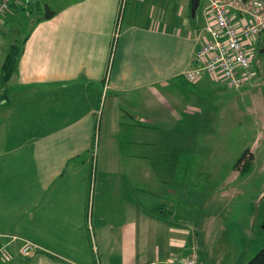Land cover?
<instances>
[{
  "label": "crops",
  "instance_id": "obj_1",
  "mask_svg": "<svg viewBox=\"0 0 264 264\" xmlns=\"http://www.w3.org/2000/svg\"><path fill=\"white\" fill-rule=\"evenodd\" d=\"M51 1L59 6L36 24L10 91L0 92L5 119L50 113L34 122L38 132L0 151V235L40 249L26 258L18 242L0 264H181L194 238L167 219L163 200L178 195L169 181L186 176L190 161L186 113L202 112L193 106L214 81L173 86L194 64L207 3L201 26L191 21L193 0Z\"/></svg>",
  "mask_w": 264,
  "mask_h": 264
},
{
  "label": "rangeland",
  "instance_id": "obj_2",
  "mask_svg": "<svg viewBox=\"0 0 264 264\" xmlns=\"http://www.w3.org/2000/svg\"><path fill=\"white\" fill-rule=\"evenodd\" d=\"M36 1L32 10L37 6L39 13L28 14L24 10L0 22V46L5 53L14 41H23L32 30L34 20L45 15L46 7L53 11L59 6L51 0ZM201 5L195 22L202 26ZM119 17L121 23L123 14ZM257 42H245L246 49L253 56L252 68L256 72L253 78L239 88L228 87L217 79L216 83L212 82L213 89L199 95H204V104L193 106L202 112L186 113L194 117L187 124L191 127L188 131L189 148L183 153L190 161L185 165L186 176L179 170L169 181V186L178 191V195L163 201L171 206L167 219L188 228L190 239L194 238L191 246H197L198 264H248L264 247V46ZM1 56L0 63L4 61V53ZM1 75L0 69V80ZM183 79H176L178 86H173V91L179 93L181 86L195 87ZM10 85L4 86L5 91H10ZM4 89L0 81V92ZM8 108L0 104V109ZM48 116L50 113L36 117L29 110L23 118L12 114L5 119L0 114V151L17 144L21 134L32 136L38 132L39 127L34 122ZM179 121L174 119V124L183 126L184 121ZM27 128H30L29 133H23ZM97 134L99 136L98 130ZM98 144L100 140L96 136L92 147V155L95 151L96 158ZM244 153L252 155L251 169L246 173L236 167ZM90 155L91 151L87 154L88 159ZM163 167L157 165L162 182L165 181ZM91 168L94 175L97 165L92 164Z\"/></svg>",
  "mask_w": 264,
  "mask_h": 264
},
{
  "label": "built area",
  "instance_id": "obj_3",
  "mask_svg": "<svg viewBox=\"0 0 264 264\" xmlns=\"http://www.w3.org/2000/svg\"><path fill=\"white\" fill-rule=\"evenodd\" d=\"M206 23L198 39L200 45L195 53L194 64L184 77L195 84L208 75L213 81L220 79L228 87L239 88L256 73L245 42H256L264 31V0H205ZM11 0H1L0 13L8 9ZM254 55V54H253ZM95 151L92 164L96 165ZM93 185L91 188V194ZM91 207H89V213ZM90 223L91 221L88 220ZM19 242L18 252L26 258L35 256L40 247L29 240L0 235V262L11 261V248ZM96 251V250H95ZM97 263L100 259L96 257ZM175 260L153 262L152 264H175ZM199 252L195 245L181 264H198Z\"/></svg>",
  "mask_w": 264,
  "mask_h": 264
},
{
  "label": "trees",
  "instance_id": "obj_4",
  "mask_svg": "<svg viewBox=\"0 0 264 264\" xmlns=\"http://www.w3.org/2000/svg\"><path fill=\"white\" fill-rule=\"evenodd\" d=\"M243 1H247V0H243ZM201 2L202 0H200L199 7L201 5ZM0 3H1V0H0ZM34 3H37V1L36 0H11V2L8 4V9L4 11L3 13H0V22L7 21L8 20L7 18L17 15L19 12L24 11V10L27 11L28 14H32V12L39 13V8L37 6L35 7L34 10H32V5ZM45 19H46L45 15H43V16H39L36 20H34L32 30L35 28L37 23ZM191 21L195 23L196 18L194 19L191 18ZM32 30L23 39L21 43H19L18 41H14L13 43L10 44V46L6 50L4 61L2 62V65H1L2 75H1L0 81L2 85H6L10 81L12 76L17 72L20 59L23 55L25 45L30 37ZM257 41H258L257 44L260 43L264 46V31L261 33ZM258 52H260V49ZM94 146H95V142H94L93 147ZM247 157L249 159H247ZM251 159H252V155L249 153H244L242 155V157L239 159L237 166H236L240 170V172L246 173L250 171ZM155 210L152 209L151 212L154 214H161L160 212L162 208H156ZM190 249H191V246L189 247L188 253L190 252ZM188 253L186 254V256L188 255ZM248 264H264V247L248 262Z\"/></svg>",
  "mask_w": 264,
  "mask_h": 264
},
{
  "label": "water",
  "instance_id": "obj_5",
  "mask_svg": "<svg viewBox=\"0 0 264 264\" xmlns=\"http://www.w3.org/2000/svg\"><path fill=\"white\" fill-rule=\"evenodd\" d=\"M199 3H200V0H193L192 1V8H191L192 19L196 18V13H197V9L199 7ZM52 16H53V12L50 11V9L48 7H46L45 18L50 19V18H52ZM261 52H263V50Z\"/></svg>",
  "mask_w": 264,
  "mask_h": 264
}]
</instances>
